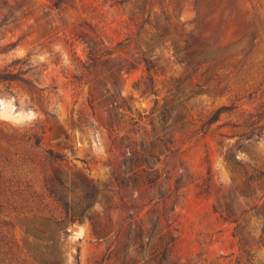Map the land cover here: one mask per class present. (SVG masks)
<instances>
[{
  "label": "rangeland",
  "instance_id": "obj_1",
  "mask_svg": "<svg viewBox=\"0 0 264 264\" xmlns=\"http://www.w3.org/2000/svg\"><path fill=\"white\" fill-rule=\"evenodd\" d=\"M8 1L0 70L27 57L41 91L0 85V232L60 264H158L164 244L174 264H264V0ZM79 37L154 65L152 92L142 63L119 76L113 131ZM142 145L156 181H116ZM46 180L91 196V220H64Z\"/></svg>",
  "mask_w": 264,
  "mask_h": 264
},
{
  "label": "trees",
  "instance_id": "obj_2",
  "mask_svg": "<svg viewBox=\"0 0 264 264\" xmlns=\"http://www.w3.org/2000/svg\"><path fill=\"white\" fill-rule=\"evenodd\" d=\"M63 0H55L52 1L53 6H59ZM1 4L4 6L10 7L8 0H1ZM81 41L85 44L87 49V61H89V66L86 70L95 71L96 75L94 78V85L91 88L92 92H96L99 97L107 96L108 100L111 101V121L109 122V127L111 125V130H114L116 126V118H117V109L119 108L117 99H120L122 102L124 100L121 97L120 92L117 89L118 78L122 73L128 72L130 69H133L137 64H143L145 67V72L148 74V89L152 92V79L150 78V71L154 70V65L144 57L137 59L133 57L131 61L125 60V63L117 62L116 58L113 56V51H109L105 49L101 42L96 39L89 38V37H79ZM15 43L7 44L6 48H13ZM111 57V58H110ZM111 61V68L106 69V65L109 64ZM19 65V69L15 72L8 71L7 69L0 70V85H10V83H23L27 87L41 91L38 88L37 84L34 81L28 80L26 77L27 74L36 72V66H33L27 57L25 58H16L12 62V66ZM84 67V66H83ZM5 93L7 95H12V89L9 86H6L0 93ZM92 97V94H90ZM31 101H33L31 99ZM129 109V108H128ZM116 111V112H115ZM231 108L228 107H221L208 120L209 124L217 122L219 116L223 112H229ZM110 119V117H109ZM108 119V120H109ZM264 134V129L262 127L259 128V132L256 135V141L260 140ZM251 137H249L250 139ZM37 142V141H36ZM122 146V145H121ZM123 148H128L127 146H123ZM131 150V148L129 149ZM142 153L138 154L135 151H129L128 153L123 150L121 152L122 157L124 159L125 164H130L127 168V171L132 172L129 176L127 172H123V177L119 179V177H115L116 181L121 182V184L128 185L130 182L136 183L141 178L149 180V182H155L157 177V170L153 169L150 164V158H153L152 154L146 153L145 145L141 146ZM49 154L54 158H58V155H53L51 151ZM146 164L145 169H141V166ZM262 174L260 173L258 179ZM55 178L58 181V184L62 186V188L66 189V186L62 183L59 176L55 174ZM44 187L47 192L52 196L55 202L62 208L63 219L70 221L71 223L75 221H82L84 218L88 219L89 221L91 218L88 215V211L93 205V199L91 196L85 197L84 202L81 203L80 201H73L69 199L67 195L63 194V199L57 196V193L53 187V184L48 183V180L45 181ZM229 220H233L228 217ZM166 221V220H165ZM237 222V220L233 221ZM139 232L140 237L142 238L143 233V224L139 222ZM7 224H4V226ZM154 226L160 227L159 221L156 220ZM67 235V232H65ZM139 237V238H140ZM164 249L161 253V259L159 260L158 264H174L171 261V257L167 248V244L163 245ZM60 252V251H58ZM62 254V253H61ZM66 260V256L63 254L62 257ZM0 264H60L59 260L56 257L50 256L47 257L45 255H39L36 252H28L24 251L20 246H16L11 239H8L6 234L0 232Z\"/></svg>",
  "mask_w": 264,
  "mask_h": 264
}]
</instances>
